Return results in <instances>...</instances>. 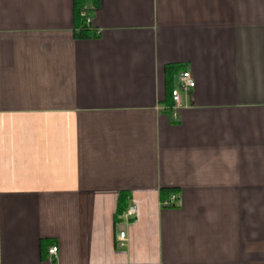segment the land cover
<instances>
[{"label": "crops", "instance_id": "0c3cea01", "mask_svg": "<svg viewBox=\"0 0 264 264\" xmlns=\"http://www.w3.org/2000/svg\"><path fill=\"white\" fill-rule=\"evenodd\" d=\"M0 264H264V0H0Z\"/></svg>", "mask_w": 264, "mask_h": 264}, {"label": "built area", "instance_id": "2783aa9c", "mask_svg": "<svg viewBox=\"0 0 264 264\" xmlns=\"http://www.w3.org/2000/svg\"><path fill=\"white\" fill-rule=\"evenodd\" d=\"M178 80H179L178 88L171 90V101H172L174 107H176L179 103V99H180L179 90L188 92L190 89H192L195 86V81H194V79L191 76L189 71H182L179 74ZM175 199H176V196L174 194H172L168 199H165L163 201V205L166 207L173 206ZM135 209H136L135 206L129 207L128 210L126 211V214L127 215L133 214L135 212ZM117 241H118L117 243L119 246L123 245V242L125 241L124 231L119 232L117 234ZM47 252L52 258L56 257L57 246H55V245L50 246L48 248Z\"/></svg>", "mask_w": 264, "mask_h": 264}, {"label": "trees", "instance_id": "16d2710c", "mask_svg": "<svg viewBox=\"0 0 264 264\" xmlns=\"http://www.w3.org/2000/svg\"><path fill=\"white\" fill-rule=\"evenodd\" d=\"M80 24H81V26L79 27V30L77 32V35L79 37H89V36H92L91 29L85 23V20L84 19H82V21L80 22ZM123 207H124V202H123V200L121 198V199H119V203H118V207H117V212L118 213L122 212Z\"/></svg>", "mask_w": 264, "mask_h": 264}]
</instances>
